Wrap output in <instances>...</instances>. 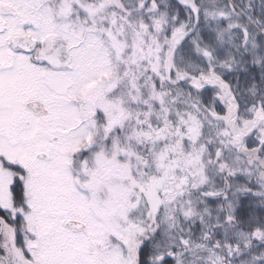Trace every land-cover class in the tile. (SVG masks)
Masks as SVG:
<instances>
[{"label": "snow or ice", "instance_id": "6c2138e0", "mask_svg": "<svg viewBox=\"0 0 264 264\" xmlns=\"http://www.w3.org/2000/svg\"><path fill=\"white\" fill-rule=\"evenodd\" d=\"M0 264H264V0H0Z\"/></svg>", "mask_w": 264, "mask_h": 264}]
</instances>
